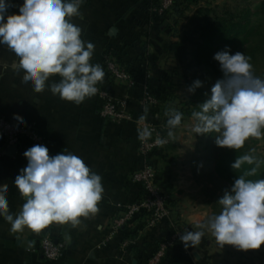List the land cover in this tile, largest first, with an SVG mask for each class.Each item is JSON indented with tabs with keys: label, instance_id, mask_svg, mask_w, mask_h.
Returning a JSON list of instances; mask_svg holds the SVG:
<instances>
[{
	"label": "clouds",
	"instance_id": "obj_1",
	"mask_svg": "<svg viewBox=\"0 0 264 264\" xmlns=\"http://www.w3.org/2000/svg\"><path fill=\"white\" fill-rule=\"evenodd\" d=\"M84 0H23L17 13H9L12 0H0V45L14 53L23 82L41 93L46 87L60 99L80 105L95 96L98 83L105 77L103 67L93 64L95 45L82 39L83 29L72 22L81 15ZM223 78L211 88V95L192 113L195 134H216L215 143L238 150L249 138L264 137V79L256 76L251 58L243 52L231 53L227 46L214 54ZM59 76L58 82L47 83ZM200 80L188 88L194 93ZM140 119H147L148 109ZM166 116L168 137L181 125L183 113L170 109ZM18 125L25 122L16 117ZM152 130L139 131L141 140L150 139ZM165 138L155 143L163 145ZM28 163L15 177L14 184L24 198L21 211H9V188L0 186V217L11 224L12 232L25 227L39 232L52 222L81 223V217L97 214L104 194L102 177L73 153L49 155V149L37 144L24 152ZM256 165L235 179L231 190L219 199V214L196 226L200 231H186L180 239L185 247L201 243L204 229L211 231L219 246L232 245L239 250L259 249L264 245V179L248 180L255 175L259 162L252 155L237 157L231 165Z\"/></svg>",
	"mask_w": 264,
	"mask_h": 264
},
{
	"label": "crops",
	"instance_id": "obj_2",
	"mask_svg": "<svg viewBox=\"0 0 264 264\" xmlns=\"http://www.w3.org/2000/svg\"><path fill=\"white\" fill-rule=\"evenodd\" d=\"M151 0H84L81 15L73 17L72 22L83 29L82 39L95 45L93 64H102L109 49H114L126 60L133 61L141 55V47L146 46L153 34L149 35L148 15L145 8ZM263 2V1H262ZM9 13H17L23 0H12ZM228 3L223 11L216 14L220 7L218 0H211L208 7L212 15L225 18L231 13ZM263 4V3H262ZM257 7V6H255ZM260 7V6H259ZM263 8V7H260ZM264 9L252 10L251 22H262ZM257 13V14H256ZM241 16V15H238ZM239 21V20H237ZM111 29L116 30L110 36ZM225 36H228L224 34ZM263 35V32H262ZM18 59L7 46L0 45V118L18 125L16 117L22 119L23 126L33 125L44 139L49 155L64 151L80 156L89 168L102 177L104 194L98 207L100 211L87 218L81 217V223L52 222L39 232L27 227L22 232H12L11 224L0 217V264H137L144 262L145 243L150 233L142 234L144 220H140L136 240L128 238V233L119 229L105 243L111 226L110 219L116 214L115 205L132 204L139 200L140 188L131 183V175L141 168L137 156L138 130L137 120L145 115L152 116V106L144 105L142 89L128 88L104 77L97 87L112 98L124 102V112L130 121L116 122L101 115L102 100L99 95L86 99L80 105L68 102L53 95L48 87L41 93L23 82L24 73L16 67ZM140 65V63H139ZM138 67H141L139 66ZM60 77L53 76L49 85L58 82ZM144 105V106H143ZM20 126V125H18ZM2 140L0 139V146ZM34 144L27 138H21L14 146L12 154L0 156V186H7L9 211L13 215L21 211L25 203L14 184L15 177L26 167L28 161L24 152ZM134 225L133 228L136 226ZM133 226V225H131ZM44 236L50 237L56 244H64V256L56 262L43 258L39 242ZM138 244L143 252L138 257L130 248Z\"/></svg>",
	"mask_w": 264,
	"mask_h": 264
},
{
	"label": "rangeland",
	"instance_id": "obj_3",
	"mask_svg": "<svg viewBox=\"0 0 264 264\" xmlns=\"http://www.w3.org/2000/svg\"><path fill=\"white\" fill-rule=\"evenodd\" d=\"M162 2L164 0H161ZM218 2H220V7H216V14L223 11L224 3H228L231 13H235L243 12L246 8L253 11L262 9L259 6L264 3V0H218ZM211 11V6L209 8L206 3L200 2L185 13L184 19L177 28L178 37H173L165 32H157L150 39L146 50L148 55L156 58L155 66L152 64H142L141 66L140 63L141 67L130 73L134 82L132 89H142L144 105L150 107L157 104L150 94L149 86L150 84L158 86L160 75L167 72L172 87L167 86L166 93L169 96H174L178 103L193 101L192 110L199 111V105L211 95V88L217 80L223 78L219 63L213 57L216 52L224 50L225 46L230 48L233 54L240 51V48H242L240 52L246 56H249L248 52L255 54L254 61H250L254 74L264 79V34L260 38L243 44L238 43V40L225 41L221 44L216 42L215 46H220V48L216 50L213 47L209 51L206 44L208 40L201 37V34L207 30L206 22L213 20ZM261 28L264 30V21ZM168 42L181 43V48L176 54L174 51L168 52ZM195 44L208 50V54L207 52H198V57L201 58L200 62L195 60L197 55ZM181 51L184 52L183 57ZM204 57L210 60L208 62L202 60ZM172 74H174L173 77H171ZM196 80L202 82V87L197 88L194 93H190L188 88ZM137 121V156L139 161H142V165L146 166L147 162L154 165V169H151L154 171L155 186L166 199L168 213L160 223L152 224L148 219L145 222V229H140V239L144 232H148L150 233L149 238L157 236L160 241L156 248L143 251L145 253L144 262L137 264H163L166 254L173 249L172 242L180 239L182 235L180 230L192 227V231H200L202 229L196 226L198 223L206 222L209 217L220 213L222 206L218 204V201L223 197L225 191L231 190L232 186L223 173L217 169L219 156L230 150L239 156L252 155L259 162L257 171L264 173V137L249 138L242 148L234 150L217 146L215 133H212L211 136L210 134H195L193 131L195 121L192 117L172 130V138L167 135L166 125L157 122L156 116L148 115L145 121L141 119ZM145 127L152 130L151 138L146 140L150 141L158 134V137L165 138L167 142L162 145V151L151 149L145 155L139 156V131ZM152 152L154 155L151 154ZM249 166L255 167L256 165ZM169 196L176 197L177 202L174 206L168 205L167 198ZM164 221L170 222L169 225L174 228L175 231L172 234H170V229L167 231L166 228H163ZM204 231L205 237L202 238L201 243L186 251L189 258H194L193 253L200 257L199 260L194 258L195 261L191 259L193 264H264V245H261L259 249L246 251L239 250L232 245L221 247L211 231L207 229ZM172 255L176 256V253H172Z\"/></svg>",
	"mask_w": 264,
	"mask_h": 264
},
{
	"label": "trees",
	"instance_id": "obj_4",
	"mask_svg": "<svg viewBox=\"0 0 264 264\" xmlns=\"http://www.w3.org/2000/svg\"><path fill=\"white\" fill-rule=\"evenodd\" d=\"M200 2H204L208 5L211 2V0H172L171 7L168 8L166 11H164L162 14H158L156 10L161 8V0H151L149 6L145 8V13L148 15L147 30L149 32V35L153 34V36H155L156 35L155 33L157 32H165L168 35H172L173 37H178L177 28L179 27L182 19H184L185 13L191 7L198 5ZM260 7H263L262 9H264V3L261 4ZM253 14H255V12H252L251 9L246 8L245 10H243V12L238 11L235 13H227V16L225 18L214 16L212 21L206 22V25L208 24L207 30L203 31L201 37L202 36L203 38L205 37V40L207 38L208 40V42L206 43L208 46L207 49L210 51L213 49V47L216 50L220 48V46L217 45L215 46L216 42L221 44L222 42L225 41L233 42V40H238V43L243 44L255 40L258 37L260 38L262 32L264 34V30L261 28L264 19L262 22H255V21L251 22L250 17ZM224 34L228 36H225ZM167 44H168V52L174 51V54H176L178 49L181 48L180 42H168ZM195 45H196L195 47H197L196 48L197 55L195 57V60L197 62H200L201 58L198 57V52H202V53L207 52L208 54V50L205 47L201 48V46H198L197 44ZM140 47H141L140 51L142 54L139 55L137 59H134L133 61L124 59V57H122L121 54L114 49H109L107 51V54L111 55V57L114 58L116 62L120 65V67H123L126 71H129V73H132L133 70L138 68L139 63H141V65L152 64V66H155L156 58L147 54L146 43H144ZM241 49L242 48H240V51ZM230 51L233 54V51L232 50ZM247 54L249 55L248 57L251 58L250 61H254L255 54L253 55L252 52H248ZM183 55L184 52L181 51V56L183 57ZM202 60L208 62V60L210 59L209 58L206 59V57H204L202 58ZM167 74H168L167 72L165 73L163 72L162 75H160V78L157 83L158 86H154L151 84L149 86L151 96L154 98L155 101H157V104L153 105L151 109L153 111V115L156 116L157 122L159 123L161 122L164 125H166V121L169 118L168 116H166V113L170 109L178 110L183 113V119L181 122L182 124L192 117V113L194 111L192 110L193 108L191 107L194 105V102L190 100L187 102L178 103L177 99L174 96H169L166 93L168 89L167 86L172 87L170 85V80ZM173 76L174 74L171 75V77ZM211 135L212 134H210V136ZM210 136L208 137V140L210 139ZM162 147L163 146L156 148L155 151L156 150L162 151ZM151 154H153V152ZM237 157H239V155L235 154L232 150H230L226 153L221 154L217 162V169L221 173H223L226 180H228L231 186L233 185L235 179H237L239 176L245 175V173L252 168L251 166L244 164L240 169H233L231 165L235 162ZM146 166L154 169V165L151 164L150 162H147ZM245 179L253 180V181L258 179H264V173H259L258 171H256L255 175L245 176ZM138 186L140 188V195L142 197L144 192L142 190L141 185ZM164 189L166 188L164 187ZM141 197L139 198V200L141 199ZM167 200H168L167 201L168 205L170 206H174L175 203L177 202L176 197L173 196H169ZM149 217L150 214L146 212L140 213L137 216V218L133 219V221L131 222V225L133 226H128V225L124 226L123 232L128 233L129 239L136 240L138 226H136L135 224H137L140 220L147 221ZM169 224L170 222L164 221L163 228H166L167 231L170 229L171 231L170 234H172V232H174L175 230L174 228H171ZM134 225L136 226L135 228H133ZM180 231L181 234H183L186 231H192V227L182 229ZM159 241L160 240L157 236L152 237L148 243H145V249L151 250L152 248H156ZM172 243H173V249L169 251L168 254H166V259L164 260L163 264H193L192 260L195 261V259L192 257L189 258L186 254V251L190 249L192 246L186 248L184 243L180 239L175 240ZM142 251L139 249L138 244H134L130 248V252L138 257H141L143 255ZM172 253H176V256L172 255Z\"/></svg>",
	"mask_w": 264,
	"mask_h": 264
},
{
	"label": "built area",
	"instance_id": "obj_5",
	"mask_svg": "<svg viewBox=\"0 0 264 264\" xmlns=\"http://www.w3.org/2000/svg\"><path fill=\"white\" fill-rule=\"evenodd\" d=\"M171 4L172 0H164V2L161 3V8L156 10V12L162 14L171 7ZM101 66L103 67L106 77L110 80L125 84L128 88H132L134 85L129 71L120 67L111 55L106 54L104 56ZM97 94L102 100L101 115L103 117H108L114 121H130L129 116L124 112L123 101L112 98L100 89ZM157 137L158 134L150 141L141 140L139 138V156L145 155L147 151L151 149L162 146L155 143ZM0 138L3 141L0 146V156L5 154L7 148L16 146L21 138L29 139L34 145H45L44 139L36 132L33 125L18 126L5 118H0ZM131 183L141 185L144 194L140 200L132 204L115 205L116 214L110 219V234L106 238L105 243H107L111 236L119 229L127 225L131 226L133 219L137 218L142 212L150 214L149 223L152 224L160 223L168 215L166 210V199L155 186L154 171L150 167L142 165L139 170H135L131 175ZM39 248L43 258L50 262L59 261L66 251V246L64 244H56L48 236L41 238Z\"/></svg>",
	"mask_w": 264,
	"mask_h": 264
},
{
	"label": "water",
	"instance_id": "obj_6",
	"mask_svg": "<svg viewBox=\"0 0 264 264\" xmlns=\"http://www.w3.org/2000/svg\"><path fill=\"white\" fill-rule=\"evenodd\" d=\"M115 34H116V30L115 29H111L110 32H109V35L110 36H115ZM13 151H14V148L13 147H9L8 148V154H12ZM193 256H194V258L196 260H199L200 259V257L196 253H193Z\"/></svg>",
	"mask_w": 264,
	"mask_h": 264
}]
</instances>
